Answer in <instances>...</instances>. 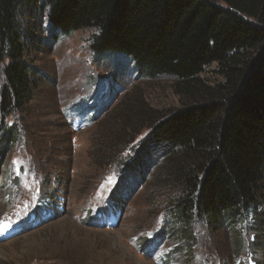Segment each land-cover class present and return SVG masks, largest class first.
<instances>
[{"label":"rangeland","instance_id":"rangeland-1","mask_svg":"<svg viewBox=\"0 0 264 264\" xmlns=\"http://www.w3.org/2000/svg\"><path fill=\"white\" fill-rule=\"evenodd\" d=\"M20 12L31 38L25 59L40 79L24 111L6 122L0 117V145L5 125L21 136L0 147V264H168V255L178 262L171 264H264V237L254 241L251 218L217 232L195 222L189 258L186 232L171 231L147 252L145 243L154 242L182 200L180 182L158 163L133 187L117 164H105L108 151L113 156L124 145L120 154L129 163L156 124L208 102L224 85L218 66L187 87L172 77L142 78L121 56L94 54L98 30L53 39L49 10ZM5 86L0 67V90ZM99 103L105 109L89 121ZM35 213L42 224L28 220ZM89 213L93 223L86 222Z\"/></svg>","mask_w":264,"mask_h":264},{"label":"trees","instance_id":"trees-1","mask_svg":"<svg viewBox=\"0 0 264 264\" xmlns=\"http://www.w3.org/2000/svg\"><path fill=\"white\" fill-rule=\"evenodd\" d=\"M21 8L49 10L53 39L98 30L94 54L121 56L142 78L172 77L187 87L216 64L224 85L208 102L156 124L129 163L120 154L124 145L113 156L108 151L105 164H117L133 187L158 163L180 182L182 200L154 242L145 241L147 252L171 231L186 232L189 258L195 222L217 232L251 218L254 241L264 237V0H0L4 122L24 111L39 87L40 77L25 59L31 38L19 24ZM103 105L89 121L100 116ZM76 111L83 114L85 107ZM4 127L0 147L6 149L21 136L17 126ZM90 219L89 213L86 222L93 223ZM172 258L167 256L168 264L177 262Z\"/></svg>","mask_w":264,"mask_h":264}]
</instances>
